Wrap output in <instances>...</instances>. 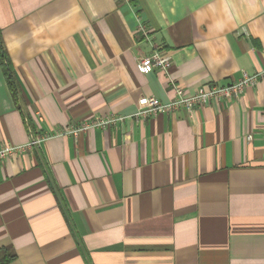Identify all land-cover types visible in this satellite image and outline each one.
I'll list each match as a JSON object with an SVG mask.
<instances>
[{
  "label": "crops",
  "instance_id": "1",
  "mask_svg": "<svg viewBox=\"0 0 264 264\" xmlns=\"http://www.w3.org/2000/svg\"><path fill=\"white\" fill-rule=\"evenodd\" d=\"M0 34V149L48 136L0 161V264H264V0H0ZM155 51L168 74L139 68ZM244 73L240 97L136 118Z\"/></svg>",
  "mask_w": 264,
  "mask_h": 264
},
{
  "label": "built area",
  "instance_id": "2",
  "mask_svg": "<svg viewBox=\"0 0 264 264\" xmlns=\"http://www.w3.org/2000/svg\"><path fill=\"white\" fill-rule=\"evenodd\" d=\"M144 32V28H141ZM139 68L142 71L159 70L164 74H168L171 68V60L161 56L160 52L155 51L152 55L140 59ZM260 74L244 73L243 76L234 83L220 86L212 85L208 88L201 87L193 95L187 96L186 91L181 87L175 88L176 98L168 103L161 102L155 97H147L142 100V107L136 118L147 119L159 114H174L176 111L183 109L192 114L211 102L220 103L224 100L240 97L249 87H254L258 83ZM125 118L112 116L108 118H95L93 120L83 122L82 124H70L64 130L58 132L60 136L78 138L84 133L91 130L102 129L108 130L119 122H123ZM48 136L42 139H33L30 143L23 147L4 146L0 149V161L8 159L16 154L24 152L27 148L36 146L41 141L46 140ZM252 136H248L251 140Z\"/></svg>",
  "mask_w": 264,
  "mask_h": 264
},
{
  "label": "trees",
  "instance_id": "3",
  "mask_svg": "<svg viewBox=\"0 0 264 264\" xmlns=\"http://www.w3.org/2000/svg\"><path fill=\"white\" fill-rule=\"evenodd\" d=\"M0 62H1L2 67L4 69V73H5L6 77H7L8 83H9L10 87L12 88V91H13L14 95L16 96L17 93H16V90H15V88H16L15 77H14V74H13V71H12V68H11L7 53H6L5 49H4V46H3V43H2V40H1V34H0ZM13 258H14V256L10 255V256H8V258L2 259L1 262H2V264H7Z\"/></svg>",
  "mask_w": 264,
  "mask_h": 264
}]
</instances>
